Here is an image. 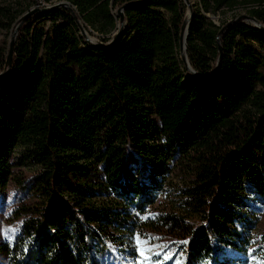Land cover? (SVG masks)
I'll use <instances>...</instances> for the list:
<instances>
[{
    "label": "trees",
    "instance_id": "trees-1",
    "mask_svg": "<svg viewBox=\"0 0 264 264\" xmlns=\"http://www.w3.org/2000/svg\"><path fill=\"white\" fill-rule=\"evenodd\" d=\"M72 1L81 12L102 15L108 25L113 23L110 6L125 4L128 28L125 38L112 46L80 47L77 32L67 23L56 22L45 54H38L41 37L35 32L31 40L26 35L20 38L10 66H4L3 58L0 186L11 176L13 150L22 159L38 162L31 189L38 197L23 205L18 213L23 216L21 230L13 242L3 245L10 264H97L96 257L105 248L100 235L108 238L110 225L116 234L130 233L136 213L145 214L137 207L144 205L139 197L145 196L129 163L130 148L145 164H163V154L176 148L177 158L196 152L195 156L206 159L202 152L218 151L215 156L206 153V162L198 159V193L193 198L197 209L198 202L205 209L204 222L194 224L191 234L192 223L180 224L172 216L164 222L170 226L177 222L176 231L183 237L190 234L186 239L190 243L183 246L187 264H198V258L206 264L213 259L212 264H222L212 246L213 237L233 243L238 234L234 222L239 213L227 204L238 198L245 179L258 186L264 182V51L259 45L246 51L235 36L248 30L247 35L260 43L264 38L244 23L230 26L221 37L222 54L214 80H206L182 69L176 58L174 39L182 1ZM202 1L206 11L220 5L231 8L264 2ZM161 8L171 13L169 21ZM250 11L264 21V9ZM44 14L53 19L65 16L59 8ZM214 23L203 15H195L189 23V61L197 72L209 71L217 60L218 26ZM232 52L237 53L234 60ZM151 131L162 136L165 151L148 144ZM198 145L205 147L198 151ZM90 177L97 183L86 181ZM96 184L130 189L128 207L107 204L100 215L75 195L65 194L84 193ZM151 218L147 220L153 224L161 221ZM116 238L120 242L122 237Z\"/></svg>",
    "mask_w": 264,
    "mask_h": 264
},
{
    "label": "rangeland",
    "instance_id": "rangeland-1",
    "mask_svg": "<svg viewBox=\"0 0 264 264\" xmlns=\"http://www.w3.org/2000/svg\"><path fill=\"white\" fill-rule=\"evenodd\" d=\"M180 1L183 3V11L179 31L177 37L174 39V50L176 58L179 59L180 67L195 74L196 77H198V73L204 72H197L189 61V23L195 15H203L218 26L215 35L217 60L209 71L215 68L217 71L222 54L221 37L233 24L244 23L249 25L257 29L258 34L264 38V21L255 17L250 11L251 8L264 9V2H260L259 4H237L231 8L220 5L214 11H206L202 0ZM54 8L62 9L65 16L53 19L51 15L44 14L45 11ZM109 9L113 19L112 25H108L105 20L103 21V17L100 14L81 12L72 0H0V73L5 66L2 65V61L4 57H7L9 47L12 45L13 54V50L20 38L25 35L31 40L30 37L32 38L33 33L38 32L39 37H41L38 54L39 56L45 54L47 38L52 33L50 31L52 25L56 22L60 24L67 23L73 32H77L75 35L80 40V47L99 42L108 43L110 44L109 46H112L122 41L128 28L125 4H112ZM160 10L164 19L169 21L171 13L163 8ZM30 11L33 12L25 18ZM183 24L184 30L182 31ZM247 32L248 30H245L243 34H236L235 39L244 45L243 48L246 51H250L251 45H259L264 51V41L260 43L256 38L247 35ZM236 54L232 52V60H234ZM183 56L188 59L191 69L183 61ZM261 70L264 72V66H262ZM215 75L216 72L209 78L201 79L214 80ZM9 107L11 106L9 105ZM8 110L11 111L10 108ZM156 116L158 117L159 115ZM99 136L100 134H98ZM147 142L149 145H152L151 147L156 148V150L165 151L166 143L158 132L151 131ZM204 147L205 145H198L196 149L200 151ZM177 150L176 148L169 150L170 154H163V164H157L156 162H146L145 164L140 158V154L132 148L127 150L130 166L134 169L137 179L140 180L139 190H143V195L145 196L144 199H142V196L139 197V200H143L144 205L141 206L140 204L137 207L142 212H145V214L142 216L135 212L137 218L133 222L130 233H124L121 236L120 233H114L116 228L110 225V228H107L110 236L107 238L104 237V234L100 235L103 237L102 240L104 239L103 244L105 248L101 254L97 255V264H131L136 257L129 255V251L134 248L132 238L137 233L142 238L149 236L161 238L159 241H153V243H168L171 245L173 241L188 239L195 228L194 224L204 222L205 209L199 206V202L197 209V206H195L197 200L193 198V193L197 192L195 190V183L197 182L198 159L204 160L205 158H200V154L195 156L196 152L191 157L177 158L175 155V152H178ZM206 153L213 156L218 155L216 149L202 152L201 155L206 156L204 162L209 160V156ZM173 159L175 160L173 161ZM10 160L12 164L11 176L0 186V264H10L3 245L7 242H13L21 230L23 216L18 215L19 211L23 205L34 202L38 197L31 190L33 189V176L38 170V162L32 158L22 159L17 150L10 152ZM101 169L100 167L99 170L101 171ZM102 174V172L96 173V176ZM90 179L91 177L87 178L86 181ZM91 180L97 183L96 178L93 177ZM105 186L96 184L91 190L84 193L75 194L66 191L65 194L71 197L75 195L82 205L98 209L100 215L105 210L107 204L113 205L117 203L122 207H128L130 189H110L105 188ZM237 197L234 202L227 204V207L235 209L239 213L236 222H234V228L238 232L237 238L233 239V243L217 242L216 237L212 239L215 254L220 257L218 262L222 264H264V182L258 186L245 179ZM209 199L210 196L206 198L207 201ZM149 216L161 221L153 224L152 220L141 219V217ZM170 216L177 218L176 221L180 224L182 221L189 222L190 225L192 223L190 234L186 233L185 237H183V233L176 231L177 222L175 226L166 224L164 220ZM150 224L152 225L150 226ZM152 226L155 228H152ZM148 227L149 229H146ZM116 236L118 238L122 237L120 242L115 240L117 239ZM113 240L115 242H112ZM113 248L116 251V255L120 257L119 259H116L115 256L103 261L97 259L98 257L110 256ZM183 251L185 264H187V253L184 248ZM213 260L208 261V263L212 264ZM203 263L206 264V260L198 258V264Z\"/></svg>",
    "mask_w": 264,
    "mask_h": 264
},
{
    "label": "snow or ice",
    "instance_id": "snow-or-ice-1",
    "mask_svg": "<svg viewBox=\"0 0 264 264\" xmlns=\"http://www.w3.org/2000/svg\"><path fill=\"white\" fill-rule=\"evenodd\" d=\"M148 217H141L147 219ZM134 248L129 251V255H134L136 259L131 264H185V256L183 246L190 243L188 240L173 241L171 245L168 243H153L159 241L160 237L149 236L142 238L139 233L133 236ZM113 256L116 259L120 257L116 255L113 248L110 256L98 257L99 260L110 259Z\"/></svg>",
    "mask_w": 264,
    "mask_h": 264
},
{
    "label": "water",
    "instance_id": "water-1",
    "mask_svg": "<svg viewBox=\"0 0 264 264\" xmlns=\"http://www.w3.org/2000/svg\"><path fill=\"white\" fill-rule=\"evenodd\" d=\"M33 11H30L26 16L25 18L30 15ZM184 30V24L182 25V31ZM185 33V32H184ZM95 44H98V45H103V46H109L110 44L108 43H102V42H99V43H95ZM11 56H12V45L9 47V51H8V55L6 57V61H5V66H10L11 64ZM183 61H185L187 63V67L190 68V63L188 61V59L183 56L182 57ZM189 65V66H188ZM191 69V68H190ZM216 72V68L209 71V72H204V73H198L197 76L199 78H209L211 77L212 75H214V73Z\"/></svg>",
    "mask_w": 264,
    "mask_h": 264
}]
</instances>
